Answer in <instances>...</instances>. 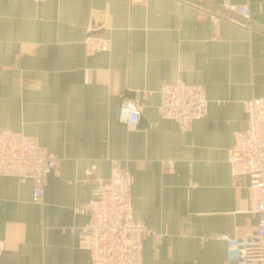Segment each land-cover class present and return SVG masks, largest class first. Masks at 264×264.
I'll return each mask as SVG.
<instances>
[{"label":"crops","instance_id":"obj_1","mask_svg":"<svg viewBox=\"0 0 264 264\" xmlns=\"http://www.w3.org/2000/svg\"><path fill=\"white\" fill-rule=\"evenodd\" d=\"M222 1L0 0V130L60 156L40 203L31 178L0 175V264H94L79 246L83 205L123 171L135 217L163 232L146 236L139 264H240L218 235L258 222L255 191L228 156L247 125L243 101L264 95V0H228L249 4L250 25L214 22ZM89 33L109 49L88 54ZM177 79L210 99L188 131L158 110ZM125 98L141 109L133 128L119 116Z\"/></svg>","mask_w":264,"mask_h":264},{"label":"built area","instance_id":"obj_2","mask_svg":"<svg viewBox=\"0 0 264 264\" xmlns=\"http://www.w3.org/2000/svg\"><path fill=\"white\" fill-rule=\"evenodd\" d=\"M215 5L217 10L212 12L214 22L237 18L251 24L247 2L224 0ZM84 43L88 54L110 47L108 37L94 33H89ZM160 93V115L173 119L183 130H190L194 120L208 113L210 99L205 88L199 84L177 79L164 83ZM243 104L247 125L234 130V146L228 162L234 178L248 177L249 186L255 191L253 211L258 222L247 235L232 236L222 232L218 237L227 242L230 259L240 264H264V95L248 98ZM119 116L133 128L139 123L141 109L134 100L125 98ZM59 162L60 156L42 145L36 136L13 129L0 130V175L31 178L34 202L43 201L48 176ZM83 208L89 213V219L79 228V246L90 253L94 264L142 263L146 236L150 232L156 239L163 236V232L152 231L143 220L135 217L128 172H113L103 178L97 195ZM1 255L0 240V258Z\"/></svg>","mask_w":264,"mask_h":264}]
</instances>
